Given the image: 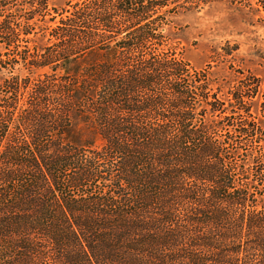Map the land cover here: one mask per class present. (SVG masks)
Wrapping results in <instances>:
<instances>
[{
  "label": "trees",
  "instance_id": "1",
  "mask_svg": "<svg viewBox=\"0 0 264 264\" xmlns=\"http://www.w3.org/2000/svg\"><path fill=\"white\" fill-rule=\"evenodd\" d=\"M66 7L0 0V264H264V75L224 93L168 0Z\"/></svg>",
  "mask_w": 264,
  "mask_h": 264
},
{
  "label": "rangeland",
  "instance_id": "2",
  "mask_svg": "<svg viewBox=\"0 0 264 264\" xmlns=\"http://www.w3.org/2000/svg\"><path fill=\"white\" fill-rule=\"evenodd\" d=\"M69 1L50 0V4L61 10L67 8ZM262 2L264 3V0H168L163 22L176 52L193 68L206 69L211 73L212 79L219 85L223 83L226 93L229 88L236 87L238 81H244L249 75L258 78L264 75ZM17 8V5H14L12 13H9L18 17L19 15L14 13ZM48 19L49 17H46L45 20ZM41 20L40 16H35L30 23L42 26L45 22ZM59 20L60 17H57L54 22L47 24L53 28ZM40 30H34L29 38L37 37L38 42L43 43L41 37L35 35ZM14 69L12 72L22 78L30 75L23 65L17 64ZM46 72L48 70L38 72L35 76L40 77ZM255 106L258 108L259 104ZM261 110L263 112L264 108ZM243 120L246 119H238L237 122ZM244 143L246 145L247 142L244 140ZM246 148L248 147L243 149Z\"/></svg>",
  "mask_w": 264,
  "mask_h": 264
}]
</instances>
